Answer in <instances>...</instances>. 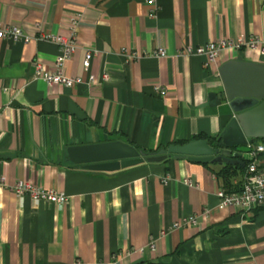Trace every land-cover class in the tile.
Returning <instances> with one entry per match:
<instances>
[{
    "label": "crops",
    "instance_id": "obj_1",
    "mask_svg": "<svg viewBox=\"0 0 264 264\" xmlns=\"http://www.w3.org/2000/svg\"><path fill=\"white\" fill-rule=\"evenodd\" d=\"M146 1L0 0V24L31 36L28 43L0 39V177L7 185L0 187V264H264V205L219 208V165L169 157L102 172L67 157L77 145L122 141L154 150L220 137L233 113L219 67L233 59L264 63L249 50L223 52L210 67L185 54L220 39L264 38V0H154L155 17ZM74 19L77 47L64 72L85 83L64 88L34 79L32 62L52 71L59 54L39 37L69 36ZM122 49L139 57L126 62ZM158 49L165 55L155 56ZM89 74L97 84H86ZM18 181L68 201L20 200L8 189ZM191 216L196 226L173 227Z\"/></svg>",
    "mask_w": 264,
    "mask_h": 264
},
{
    "label": "water",
    "instance_id": "obj_2",
    "mask_svg": "<svg viewBox=\"0 0 264 264\" xmlns=\"http://www.w3.org/2000/svg\"><path fill=\"white\" fill-rule=\"evenodd\" d=\"M224 95L233 113L216 146L207 140L170 145L146 155L122 141H108L67 148L70 163L92 171L112 172L130 166L157 163L169 157L197 163L244 166L242 155L234 152L249 140L264 139V63L229 60L218 69Z\"/></svg>",
    "mask_w": 264,
    "mask_h": 264
},
{
    "label": "built area",
    "instance_id": "obj_3",
    "mask_svg": "<svg viewBox=\"0 0 264 264\" xmlns=\"http://www.w3.org/2000/svg\"><path fill=\"white\" fill-rule=\"evenodd\" d=\"M147 4L150 6L148 11L149 17H155L157 8L154 0H147ZM79 15H77L78 17ZM77 19L71 21L70 35L67 37L60 35H44L39 37V40H46L53 42L59 48V54L54 60L52 65V71H50L39 59H35L32 62L33 66V78L42 80L48 86H61L64 88H72L76 85L83 84L84 79L82 77H70L64 72L65 63L71 58L74 53L77 43L75 35V27ZM0 39H9L15 42L28 43L31 36L25 34L22 28L18 26H9L0 24ZM243 50H249L258 53L264 57V38L250 37L245 39L244 37H238L235 40L220 39L213 42H208L204 45H200L195 48H186V55L202 56L205 60V66L210 67L213 65L219 56L223 52H239ZM122 55L125 57L126 62H132L139 57V54L132 51L127 52L125 49L121 50ZM165 51L158 49L155 52V56H164ZM92 53L87 51L84 54L82 60V69L86 73L90 68ZM108 76L104 74L102 80H107ZM86 84H97V78L93 74H89ZM154 92L160 95L164 94V89L156 87ZM264 154V141L258 144L249 143L245 147V151L241 153V160H245V170L239 178L233 179V185H236L240 181V187L238 191L227 192L222 188L216 191L218 197V207L221 209L235 208L241 211H250L254 208L264 205V171L260 168V157ZM166 182V181H165ZM184 184L191 186L192 182L189 179H184ZM0 187H7L5 179L0 177ZM15 196L22 200L26 195L31 201L36 204L40 202L61 204L64 205L68 201V197L58 191L46 190L37 187L29 182L18 181L12 186H8ZM207 213V212H205ZM198 224V216H191L184 219L180 223L173 225L174 228L189 226L193 227ZM148 247L154 251L155 242L150 241Z\"/></svg>",
    "mask_w": 264,
    "mask_h": 264
},
{
    "label": "trees",
    "instance_id": "obj_4",
    "mask_svg": "<svg viewBox=\"0 0 264 264\" xmlns=\"http://www.w3.org/2000/svg\"><path fill=\"white\" fill-rule=\"evenodd\" d=\"M193 140H207L208 143L212 146H216V144L219 141V136L218 137H206V136H197ZM255 141L252 140L251 143H254ZM186 142H178L174 143L175 145H182L185 144ZM138 149V148H137ZM159 149H154V150H143L146 155H149L152 152H157ZM245 164V160H242ZM211 163V162H210ZM207 163L206 165H208ZM214 165H219L218 170L215 171V175L219 178L221 182V188L224 189L227 192H234L238 191L240 187V181L236 184L233 185L232 181L235 178H239L241 174L245 170V165L243 167L240 166H231L229 164H218L214 163ZM148 264H163L160 262H150Z\"/></svg>",
    "mask_w": 264,
    "mask_h": 264
}]
</instances>
